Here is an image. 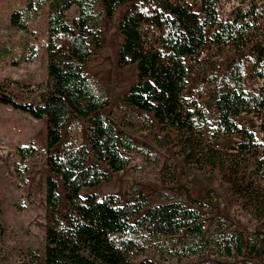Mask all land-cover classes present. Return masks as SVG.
Segmentation results:
<instances>
[{
	"label": "trees",
	"instance_id": "1",
	"mask_svg": "<svg viewBox=\"0 0 264 264\" xmlns=\"http://www.w3.org/2000/svg\"><path fill=\"white\" fill-rule=\"evenodd\" d=\"M222 1L26 0L14 9L12 26L28 31L33 13L47 5L43 16L47 77L29 89L41 92V102L2 98L35 119H47V232L68 237L104 233L127 262L153 250L157 257L167 259L157 264L200 257L208 251L219 257L244 259L237 264H261L258 259L264 264V140L239 122L245 115H256L264 133V0H240L249 5L228 20L219 14ZM125 3L131 6L119 23L123 38L119 64H136L138 69V81L125 95V104L153 114L163 133L155 135V141L162 148H177L185 168L220 175L241 200V209L256 223L252 232L232 229L220 216L211 232H206L200 210L211 209L216 199L213 190L207 193V201L196 202V207L146 193L128 200L116 194L81 196L84 187L99 186L130 164L122 148H136L127 133L100 113L111 99L103 85L83 68L92 47L102 45L101 14L111 17ZM98 6L101 10L97 12ZM73 7L78 14L70 18L68 11ZM208 42L216 46L215 57L206 60L194 90L197 98L190 101L185 95L189 89L188 58L199 55ZM15 45L14 41L0 42V57L12 55L14 65L34 60L35 53L19 52ZM255 80L262 83L257 90H248L245 83ZM199 98L209 99L212 109ZM79 118L88 121L89 146L72 138L64 142V131H70L68 124ZM233 135L242 139L232 147L215 144ZM91 152L97 162L90 161ZM16 153L19 160L14 170L17 185L23 188L29 182L28 164L37 146L33 142L20 145ZM164 174L167 182L175 181L170 163L164 166ZM61 182L66 190L65 214L60 212ZM28 257L33 264L38 262L32 251ZM49 260L89 264L78 256L55 252Z\"/></svg>",
	"mask_w": 264,
	"mask_h": 264
},
{
	"label": "rangeland",
	"instance_id": "2",
	"mask_svg": "<svg viewBox=\"0 0 264 264\" xmlns=\"http://www.w3.org/2000/svg\"><path fill=\"white\" fill-rule=\"evenodd\" d=\"M26 0H0V42L14 41L19 52L35 53L31 62H21L14 65L13 56L0 57V264H33L28 257L32 251L38 257L36 264H58L49 260L52 252L74 255L86 259L89 264H157L167 259L157 257L153 250L137 257L132 262L124 260L114 249L104 233H83L76 237L50 233L45 229V184L50 173L46 159L47 149V119H35L30 114L2 101L10 97L18 103H40L41 92L34 89L47 77V58L45 48L44 10L47 5L33 13L29 19V30L20 31L11 24V14L15 8L22 7ZM249 2L240 0H223L219 7L220 17L232 19L234 13L241 7H247ZM130 3L117 7L111 17L101 14L102 45L92 47L89 61L84 63V71L97 79L110 97L111 104L100 111L112 119L120 132H125L136 144L134 150L122 148V154L129 157L130 164L122 171L113 174L109 181L96 187H84L80 194H116L125 200L134 199L139 193L153 195L160 200H183L191 207L196 202L207 201L208 192L216 194L211 209H201L200 213L206 222V232H211L217 217H223L227 226L244 233L252 232L256 223L241 209V200L234 196L229 185L224 183L217 172H205L185 168L178 149L172 146L160 147L155 141V135H162L160 126L154 123L152 113L144 112L128 106L124 102L125 95L138 81L136 64L122 66L119 64L118 52L123 40L119 31L122 15L129 9ZM98 6L96 11H100ZM78 14L73 7L68 11L70 18ZM208 35L212 34L208 30ZM17 52L16 56H18ZM216 46L208 42L199 55L188 58L189 89L186 97L193 101L197 98L194 92L197 81L201 78L206 60L215 57ZM14 56V57H16ZM261 81L245 83L248 90H257ZM207 108L212 109L209 99H201ZM241 124L250 127L261 140L264 133L260 131L261 118L256 115H245L239 119ZM70 131H64V142L72 138L79 143L88 142V121L79 118L68 124ZM242 139L241 135L224 137L215 142L222 148L232 147ZM33 142L37 153L28 164V184L19 188L15 174V163L19 160L16 149L20 145ZM90 161H95L91 152ZM170 163L176 173L173 182H167L164 166ZM101 167H105L100 164ZM60 212L66 213V190L61 182ZM243 258L219 257L208 251L200 257L173 259L170 264H195L209 262L211 264H237ZM263 264L262 260H257Z\"/></svg>",
	"mask_w": 264,
	"mask_h": 264
}]
</instances>
